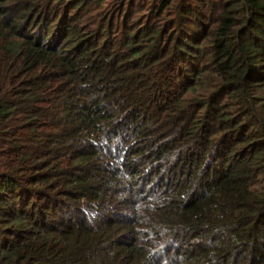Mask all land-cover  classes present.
<instances>
[{
  "label": "trees",
  "instance_id": "16d2710c",
  "mask_svg": "<svg viewBox=\"0 0 264 264\" xmlns=\"http://www.w3.org/2000/svg\"><path fill=\"white\" fill-rule=\"evenodd\" d=\"M0 264H264V0H0Z\"/></svg>",
  "mask_w": 264,
  "mask_h": 264
}]
</instances>
